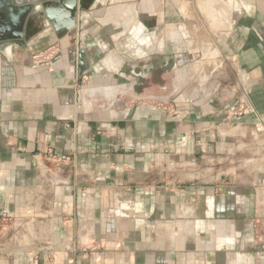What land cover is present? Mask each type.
I'll list each match as a JSON object with an SVG mask.
<instances>
[{"label":"crops","instance_id":"crops-1","mask_svg":"<svg viewBox=\"0 0 264 264\" xmlns=\"http://www.w3.org/2000/svg\"><path fill=\"white\" fill-rule=\"evenodd\" d=\"M241 4L235 22L232 9L213 15L226 20L213 24L228 36L223 65L257 114L238 128L225 121L233 90L146 103L160 98L148 75L180 68L196 27L179 22L183 51L99 26L74 42L28 27L0 44V264H264V195L233 181V131L264 133V0ZM54 45L61 59L32 68Z\"/></svg>","mask_w":264,"mask_h":264},{"label":"rangeland","instance_id":"rangeland-1","mask_svg":"<svg viewBox=\"0 0 264 264\" xmlns=\"http://www.w3.org/2000/svg\"><path fill=\"white\" fill-rule=\"evenodd\" d=\"M171 1L174 3L178 2L177 5L179 6V11L182 10L186 12L185 13L187 16L186 18L182 15L183 13L181 12V15L185 20L179 18L178 21L183 23L184 27L187 29L188 28L192 29V27H196V30H198L197 32L198 34L197 33H195V35L186 34L187 37L186 45H190V47L192 48L187 50V52H189L186 53L188 57L186 59V62L182 66H180V68L177 67V69H174L171 66L166 68L158 66L154 69V71H152L148 75L149 77L147 84L151 85V89L154 92V96L160 98L150 99L146 103L154 104L155 106L160 108L167 102L166 100H163V98H161V96L164 95V93H165V97L169 96L174 91L175 92L178 91L182 93L186 92V94L188 93L194 96L195 93L199 94L200 90L203 88V89H207V91H209L213 95V87H215L214 91H216V93L219 94H221L222 91L226 92L233 90L235 93H239V95H241L242 91H240L238 87V83H235L233 81L232 76L228 71V67L226 65H223V61L220 57L221 56L220 47L221 45L224 44V42H226L228 36L219 35L218 34L219 31L213 32L214 30L213 23L215 21L218 20L217 24H222L226 20L225 19L223 20L222 18L213 19V15H217L221 10L222 11L221 16L224 17V11H228L232 9L233 11L236 10L235 13L238 14L239 16L243 8L241 4L242 0H235L236 3L238 4L237 5L232 3V5H234L235 7L230 5V3H228L229 0H227V4H226V0H197V1L171 0ZM101 2H103L102 3L103 5L100 3L99 5H97V8H103L105 10L100 11L102 12V14L100 15L99 18L97 16L95 17L96 20H99L100 27H104L105 29H113L115 27V22H121L120 20H115V22L114 20L107 21L109 19L108 17L115 12L116 13L122 12L125 16H127V20L123 21V24L129 26L130 22L132 21L131 14L133 13V15H135L132 4L130 6L112 7L109 10L106 9L109 7L108 0H102ZM200 5H202L203 7ZM236 6L238 7L239 11ZM233 7L235 10L233 9ZM132 9L133 11H131ZM209 10L211 12H209ZM236 14L233 16V18L236 16ZM231 18H229L230 20L228 19L226 22L236 21V19L234 20L232 18L233 19L232 20ZM129 20L131 21L127 22ZM89 26L92 27L93 24ZM118 27L119 30H117L118 29L117 28L115 30V33L123 30L121 26ZM162 31L163 33L166 34L164 35ZM162 31L154 32L153 33L154 35L152 34L153 35L152 37L156 36L155 39L157 40H161V38L164 40L165 39L173 40L178 37L184 36L178 32V31H182L181 25H167L164 28H162ZM182 43H184V41ZM181 44L179 46H170V47L175 50L183 51L184 45ZM165 46L167 47V45ZM213 46L216 47V49L219 51L217 52L218 54L217 57L214 56L215 54L211 56V54H213L212 49H215L212 48ZM160 57L161 55H155L154 60L160 59ZM152 75L154 77H152ZM138 88L140 89V86ZM141 89L143 88L141 87ZM254 127L255 126L252 125L248 129L239 128L233 131L234 135L236 136L235 137L236 141L234 143V158L236 159H234L233 166L235 167L236 170L235 176H237L233 181L235 184H239V185L241 184L245 186H251V184H253V187L258 188L259 192L263 193L262 195H264V183L262 185L260 183L264 181V133L258 130L255 131V129L254 131L250 130L251 128ZM223 155H225V152L223 153ZM260 188H262L261 189L262 191L260 190ZM261 202H262L261 205H263L264 200L262 199Z\"/></svg>","mask_w":264,"mask_h":264},{"label":"flooded vegetation","instance_id":"flooded-vegetation-1","mask_svg":"<svg viewBox=\"0 0 264 264\" xmlns=\"http://www.w3.org/2000/svg\"><path fill=\"white\" fill-rule=\"evenodd\" d=\"M101 1L102 0H73L69 2V5H72V7L67 9V11L69 12V17H67V19L69 20V23H71L70 21H74V25L66 33L69 35L70 38H72V42H74V37L77 32L81 34V31L91 24H93L92 27L99 26L100 22L99 20H96L95 17L97 16L99 18L102 14V12L100 11L105 10L103 8H97V5L103 3ZM141 2L142 0H108L109 7L106 9L110 10L112 7L130 6L132 4L133 9L135 11V15H133L132 13V21H127H131L129 26L123 24V21L127 20V16H125L122 12L113 13L108 17L109 19L107 21H121L115 22V27L113 29L115 31L117 28V30H119L118 26L122 27L123 30L117 32L116 34L121 36L119 40H124L125 43H135L138 39L139 42H141V40L144 42L148 39L147 41L150 45H156L155 42L153 43L152 33L156 31H161L162 28L167 25L180 24L178 19L181 18V15L179 11V6L177 5L178 2H175V4L171 0H151L150 4L146 5H141ZM50 3L51 0L46 1L44 4ZM53 5L56 6V4ZM28 27L40 30L44 29L45 27L47 28L51 26L47 25L41 10H37L34 11L31 15V18L28 19L27 28ZM141 37H144L145 39H141ZM182 42V40L177 38L174 40L165 39L163 45L179 46ZM181 45H183V43ZM153 75L152 77H154Z\"/></svg>","mask_w":264,"mask_h":264},{"label":"water","instance_id":"water-1","mask_svg":"<svg viewBox=\"0 0 264 264\" xmlns=\"http://www.w3.org/2000/svg\"><path fill=\"white\" fill-rule=\"evenodd\" d=\"M46 1L49 0H0V44L21 41L28 19L37 10H41L47 25L54 31H69L74 21L69 23L67 9L72 7L69 2L73 0H51L50 4H44ZM83 55L84 51L80 48L77 52L78 65L83 64Z\"/></svg>","mask_w":264,"mask_h":264},{"label":"built area","instance_id":"built-area-1","mask_svg":"<svg viewBox=\"0 0 264 264\" xmlns=\"http://www.w3.org/2000/svg\"><path fill=\"white\" fill-rule=\"evenodd\" d=\"M61 59V50L57 45L51 46L42 52H37L31 56L32 68L39 66H52ZM242 94L232 97L233 102L227 103L225 108L226 123H235V128L240 125L241 118L247 114L257 115L251 103L248 101L246 90H241ZM261 119V118H260ZM35 264V261L33 262Z\"/></svg>","mask_w":264,"mask_h":264},{"label":"bare ground","instance_id":"bare-ground-1","mask_svg":"<svg viewBox=\"0 0 264 264\" xmlns=\"http://www.w3.org/2000/svg\"><path fill=\"white\" fill-rule=\"evenodd\" d=\"M195 1H197V0H195ZM199 2H200V1H199ZM204 3H205V1H204ZM228 3H230V5H232L231 3L237 4L235 0H229ZM206 4H207V3H206ZM226 4H227V3H226ZM213 5H214V4H213ZM237 5H238V4H237ZM200 6H202V5H200ZM215 6H216V5H215ZM232 6H234V5H232ZM202 7H203V6H202ZM202 7H201V8H202ZM227 7H228V5H227ZM234 7H235V6H234ZM234 7H233V9H234ZM236 7H237V6H236ZM216 8H217V7H216ZM216 8H215V9H216ZM237 9H238V7H237ZM225 10H226V9H225ZM234 10H235V9H234ZM235 11H236V10H235ZM235 11H233L234 14H233L232 16H234V15L236 14ZM238 11H239V9H238ZM209 12H211V11L209 10ZM220 13H221V12H220ZM237 13H238V12H237ZM239 13H240V12H239ZM208 14H209V13H208ZM237 16H238V14H236V16H235L234 18H233V17H232V18L235 20V19H237ZM219 17H220V16H219ZM228 17H231V16H228ZM232 18H231V19H232ZM233 19H232V20H233ZM210 20H211V19H210ZM210 20H209V21H210ZM229 20H230V19H229ZM217 21H218V20H217ZM219 22H220V21H219ZM229 22H230V21H229ZM231 22H232V21H231ZM234 22H235V21H234ZM220 23H221V22H220ZM225 23H226V22H225ZM213 24H214V23H213ZM215 24H216V23H215ZM215 24H214V25H215ZM214 25H213V26H214ZM220 25H221V24H218V25L216 24L217 27H220ZM224 25H225V24H224ZM216 26H215V27H216ZM217 27H216V28L213 27V29H215L216 31H221V30H218L219 28H217ZM228 27H230V25H229ZM222 30H223V29H222ZM225 32H226V31H225ZM201 38H202V37H201ZM208 47H209V46H208ZM212 48H213V47H212ZM204 49H205V48H204ZM215 50H216V49H214V50L212 49V52H214ZM203 51H204V50H203ZM207 51H208V50H207ZM207 51H206V52H207ZM210 52H211V51H210ZM210 52H209V53H210ZM212 52H211V53H212ZM204 53H205V52H204ZM214 54H215V53H214ZM212 55H213V54H211V56H212ZM206 56H207V55H206ZM208 57H209V56H208ZM212 58H213V57H212ZM233 64H234V63H233Z\"/></svg>","mask_w":264,"mask_h":264}]
</instances>
